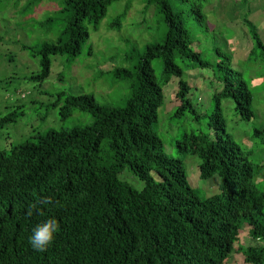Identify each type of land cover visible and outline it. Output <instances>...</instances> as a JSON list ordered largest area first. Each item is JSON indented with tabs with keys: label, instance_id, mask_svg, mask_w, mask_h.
<instances>
[{
	"label": "trees",
	"instance_id": "1",
	"mask_svg": "<svg viewBox=\"0 0 264 264\" xmlns=\"http://www.w3.org/2000/svg\"><path fill=\"white\" fill-rule=\"evenodd\" d=\"M7 1L24 19L45 1L57 6L42 21L30 18L20 23L58 35L39 49L21 46L41 56V72L27 78L41 83L51 75L53 56L77 60L90 40V28L98 32L109 8L126 0ZM198 1L204 2L143 0L145 13L155 8L162 16L163 39L147 45L134 67L118 66L100 76L103 80L108 75L115 87L126 84L129 96L124 106L102 105L92 94L61 92L49 109H60L62 120L76 111L89 113L92 124L48 129L9 152L0 151V264H225L234 253L242 254L246 264H264V190L258 185V166L229 133L223 106L231 101L235 115L250 122L255 118V93L244 74L233 68L230 53L235 42L228 43V53L216 47V64L198 51L196 31L200 22H207ZM129 9L126 5L109 31L122 29ZM244 25L254 43L248 62L258 52L264 59L257 27L248 17ZM155 62L162 66L160 76ZM197 68L212 69L219 85L212 107L203 114L184 78ZM175 78L180 106L172 120L185 123H177L180 130L170 144L177 156L171 158L160 135L161 109L166 105L165 88ZM19 94L23 98L25 93ZM24 106L14 105L0 116V128L25 116L29 107L25 111ZM191 122L201 124V130L192 129ZM260 132L256 130L254 137ZM189 156L201 161L202 180L220 176L219 194L205 200L198 196L184 163ZM125 172L127 178L121 176ZM132 175L144 183L142 190L128 183ZM49 195L54 203L44 207L43 214L29 215L32 206ZM53 216L61 224L55 242L45 252L33 250L32 229ZM246 226L258 245L241 244Z\"/></svg>",
	"mask_w": 264,
	"mask_h": 264
},
{
	"label": "rangeland",
	"instance_id": "2",
	"mask_svg": "<svg viewBox=\"0 0 264 264\" xmlns=\"http://www.w3.org/2000/svg\"><path fill=\"white\" fill-rule=\"evenodd\" d=\"M198 2L203 4L207 16V22H200L196 31L198 51L205 53L204 59L216 64V47H220L221 53H228L226 50L228 43L235 42L233 45L236 46L232 45L233 50L230 53L233 57V68L244 74V78L251 82V88L255 93L253 104L255 118L250 122L235 115L231 101L226 100L223 106L228 119L229 133L249 154V160L258 166L260 174L258 185L261 190H264V64L261 63L264 59L259 57L258 52L248 62L254 45L244 25V19L250 12L249 7L239 0ZM7 3V0H0V40L2 39L0 41V116L4 117L9 114L14 109V105L25 104V111L29 108L25 116H20L13 124L3 129L0 128V151L9 152L15 145L39 133L44 134L48 129L70 130L74 127L92 124L93 118L89 113L76 111L71 118L62 120L60 109H49V105L61 92L75 96L92 94L102 105L109 102L119 107L124 106L129 96L126 84H118L115 87L108 75L100 80L101 72L108 73L118 66L134 67L146 46L161 41L164 37V22L162 16L156 13L157 9L155 11V8H152L145 13L143 0L116 2L109 8L100 30L95 32L90 28V40L82 56L75 61H72L69 56H53L50 77L44 82L36 83L27 81V78L41 72V56L35 57L23 51L21 46L26 45L39 49L45 42L56 41L58 35L44 34L45 32L39 28L33 29L28 24L23 27L20 23L30 18L42 21L52 14L57 6L45 1L36 8L35 13L30 15L31 17L24 19L18 15V10L10 9ZM254 4L256 7L264 8V0H254ZM126 5H129L130 9L122 29L109 31L108 26L113 23ZM262 16H264V9ZM249 20L256 27L259 26V22L255 21L251 15ZM194 23L196 22L193 21L190 25ZM90 46L93 49L92 56L89 55ZM229 48L231 49L230 46ZM10 56L15 57L14 62L9 60ZM153 66L157 75L160 76L161 64L155 62ZM184 78L191 85L195 107L200 114H203L212 107L213 96L219 87L213 70L197 68L186 72ZM177 91L178 79L175 78L165 88L166 105L164 110L161 109L163 122L160 135L164 139L166 153L171 158L177 156L175 149L170 145L180 130L177 123H185V119L179 122L172 120V112L180 106L175 98ZM19 92L25 93L23 98H19ZM33 102L38 104L34 106ZM36 107L37 109H34ZM190 126L196 131L202 128L201 124L196 122H191ZM256 130L261 132L254 137ZM200 162L196 156H189L184 161L191 187L197 191L201 199L205 200L220 193L218 186L221 184V178L215 175L210 180H202L199 170ZM127 173L121 176L126 177ZM128 183L139 191L144 188V183L133 175ZM248 229V226L244 228L245 233L241 237V244L245 247L258 245L257 241L248 236ZM225 264H246V262L242 254L234 253Z\"/></svg>",
	"mask_w": 264,
	"mask_h": 264
},
{
	"label": "clouds",
	"instance_id": "3",
	"mask_svg": "<svg viewBox=\"0 0 264 264\" xmlns=\"http://www.w3.org/2000/svg\"><path fill=\"white\" fill-rule=\"evenodd\" d=\"M53 203L54 197L51 195L44 196L32 206L29 215L32 214V211H38L40 214H43V208L52 205ZM60 230L61 224L59 220L54 216L49 217L32 229L29 243L33 250L45 252L55 242Z\"/></svg>",
	"mask_w": 264,
	"mask_h": 264
},
{
	"label": "crops",
	"instance_id": "4",
	"mask_svg": "<svg viewBox=\"0 0 264 264\" xmlns=\"http://www.w3.org/2000/svg\"><path fill=\"white\" fill-rule=\"evenodd\" d=\"M241 3H243V5L248 6L249 7V16L251 15L255 21L259 22V26H257L259 34L264 42V16H262L263 13V9L262 7H256L254 4V0H239ZM250 2V3H249ZM253 23V22H252ZM254 24V23H253ZM255 25V24H254Z\"/></svg>",
	"mask_w": 264,
	"mask_h": 264
}]
</instances>
